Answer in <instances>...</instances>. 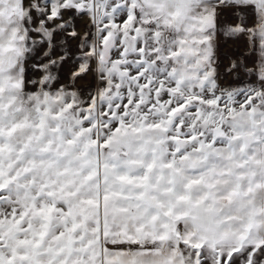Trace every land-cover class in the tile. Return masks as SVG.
I'll return each mask as SVG.
<instances>
[{"label":"snow or ice","instance_id":"obj_1","mask_svg":"<svg viewBox=\"0 0 264 264\" xmlns=\"http://www.w3.org/2000/svg\"><path fill=\"white\" fill-rule=\"evenodd\" d=\"M0 264H264V0H0Z\"/></svg>","mask_w":264,"mask_h":264},{"label":"rangeland","instance_id":"obj_2","mask_svg":"<svg viewBox=\"0 0 264 264\" xmlns=\"http://www.w3.org/2000/svg\"><path fill=\"white\" fill-rule=\"evenodd\" d=\"M218 38L222 39L220 42L218 41L219 44L218 55L220 56V60H221L220 71L221 73H223L224 69L229 64V60L225 57V54H227L228 57H233V58L238 57L240 55V52L244 51V42L228 40L227 43H224L222 37H218ZM234 49H239V51H234ZM230 79H231L230 76H226L225 82L230 81Z\"/></svg>","mask_w":264,"mask_h":264},{"label":"crops","instance_id":"obj_3","mask_svg":"<svg viewBox=\"0 0 264 264\" xmlns=\"http://www.w3.org/2000/svg\"><path fill=\"white\" fill-rule=\"evenodd\" d=\"M228 22H229V23H235L234 20H229ZM78 23H79V22H78ZM219 39H220V38H218V41L220 42L222 39H220V40H219ZM81 83H82V82H81Z\"/></svg>","mask_w":264,"mask_h":264}]
</instances>
